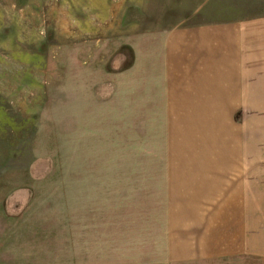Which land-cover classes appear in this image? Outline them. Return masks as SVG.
Masks as SVG:
<instances>
[{
    "label": "rangeland",
    "instance_id": "obj_1",
    "mask_svg": "<svg viewBox=\"0 0 264 264\" xmlns=\"http://www.w3.org/2000/svg\"><path fill=\"white\" fill-rule=\"evenodd\" d=\"M259 15L264 0H0V264H264L262 87L222 77L194 108L170 37Z\"/></svg>",
    "mask_w": 264,
    "mask_h": 264
},
{
    "label": "crops",
    "instance_id": "obj_2",
    "mask_svg": "<svg viewBox=\"0 0 264 264\" xmlns=\"http://www.w3.org/2000/svg\"><path fill=\"white\" fill-rule=\"evenodd\" d=\"M177 35L180 40L179 75L182 79L188 78L187 85L193 87L196 95L199 94L194 108H215V84L219 85L218 79L222 77L235 79H224L223 84L244 86L236 91H251L249 87L256 82L262 87L258 90L264 92V15L227 25L209 22L184 26L170 32L171 40H175ZM225 35L229 47L226 56L221 54L225 43L222 36ZM206 197L212 200L214 192L205 194Z\"/></svg>",
    "mask_w": 264,
    "mask_h": 264
}]
</instances>
